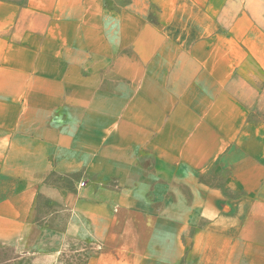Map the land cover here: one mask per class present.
<instances>
[{
    "label": "crops",
    "instance_id": "obj_1",
    "mask_svg": "<svg viewBox=\"0 0 264 264\" xmlns=\"http://www.w3.org/2000/svg\"><path fill=\"white\" fill-rule=\"evenodd\" d=\"M72 245L264 264V0H0V264Z\"/></svg>",
    "mask_w": 264,
    "mask_h": 264
},
{
    "label": "rangeland",
    "instance_id": "obj_2",
    "mask_svg": "<svg viewBox=\"0 0 264 264\" xmlns=\"http://www.w3.org/2000/svg\"><path fill=\"white\" fill-rule=\"evenodd\" d=\"M84 182H81L80 185H84ZM21 252L27 251L29 253H31L32 247H26V246H20ZM35 250V248H34ZM59 250V249H58ZM56 251V253L53 254H37V256L35 257V264H60L61 261V255L65 256L66 251H68V254H72V252L74 253V255L76 256V246L72 245L71 247H68L67 249H64L62 251V254L60 253V251ZM13 255V251H11L10 249H5V248H0V260H2L4 257L7 258V256H11ZM30 257L29 256H25L23 258H21L20 260V264H33V261H31L30 259H28Z\"/></svg>",
    "mask_w": 264,
    "mask_h": 264
}]
</instances>
